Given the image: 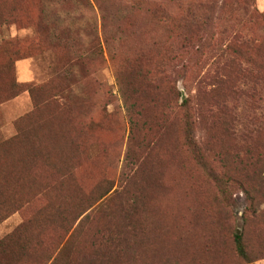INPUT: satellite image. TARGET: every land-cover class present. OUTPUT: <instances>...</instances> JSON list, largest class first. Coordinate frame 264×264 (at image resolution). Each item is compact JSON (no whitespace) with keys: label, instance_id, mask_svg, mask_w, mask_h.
Segmentation results:
<instances>
[{"label":"rangeland","instance_id":"obj_1","mask_svg":"<svg viewBox=\"0 0 264 264\" xmlns=\"http://www.w3.org/2000/svg\"><path fill=\"white\" fill-rule=\"evenodd\" d=\"M102 1L104 11L95 0H0V63L24 58L12 79L38 86L39 100L63 91L67 104L38 111L57 116L54 143L40 147L54 154L24 170V177L37 176L24 181V194L50 190L24 217L0 224V243L22 223L26 231L9 242L67 240L75 210L112 188L107 208L79 233L100 239L115 228L121 247H134L128 264H264V11L256 0ZM42 9L59 31L71 29L74 54L67 40L57 45L36 28ZM75 55L83 61L71 67ZM155 73L162 79L158 101L143 94ZM32 110L27 92L0 107V143ZM67 170L71 176L62 179ZM218 180L228 184L225 196ZM134 200L139 210L130 208ZM43 207L52 210L49 220L37 222L31 213ZM238 230L251 263L236 251Z\"/></svg>","mask_w":264,"mask_h":264},{"label":"trees","instance_id":"obj_2","mask_svg":"<svg viewBox=\"0 0 264 264\" xmlns=\"http://www.w3.org/2000/svg\"><path fill=\"white\" fill-rule=\"evenodd\" d=\"M87 1V0H80ZM102 11H104V1L95 0ZM162 14L165 11L160 10ZM4 19L5 16H1ZM104 24V34H107V21L108 18L103 12L102 14ZM39 31H47L53 40L56 39V44H61L60 39L64 38L67 40L65 45L67 51L70 54L75 53V46L71 45L69 36L71 34L70 28H64L59 31V28L49 22V15L45 9L40 11L39 20L36 27ZM60 35H63L59 38ZM38 42V41H37ZM106 44L107 40H106ZM24 60V58L17 57L15 60L9 61L8 63H0V107L15 99L20 94L27 92L33 102V110L26 115L19 117L14 121L15 134L0 143V224L11 216L19 213L24 217V210L29 205H35L46 198L47 191L50 187H45L41 191H35L32 193L24 194V181L27 183L31 180L37 179L32 173L28 177H24V170L28 175L32 168H28L29 164L33 160H39V158L45 155H53L52 150L40 149L42 145L53 144L55 141L56 132L51 130L54 126L57 116L42 117L38 111L46 105H54L57 110L61 111L67 107L66 101L63 99V91H49L39 100L36 96L38 86L28 83H16L12 79V70L15 62ZM82 57L75 55L70 59L71 67L78 66L82 62ZM119 75V70L117 72ZM159 73H155L153 76H149L147 84L144 85L143 94L148 95L151 100L158 101L163 97L162 95V79ZM264 86V71L259 75ZM118 78L120 85V93L125 100L128 102V97L125 94L124 85ZM145 92V93H144ZM59 98H61L59 100ZM184 111H188V104L185 101L182 105ZM131 112V108H128ZM40 116V117H39ZM185 137L189 147L194 150L197 148V144L193 139V122L190 116L185 115ZM38 127L42 132L38 131ZM47 130V131H46ZM58 138V137H57ZM53 150L59 151L62 147L61 144L57 143L53 146ZM71 176L70 170H67L63 175L62 179H67ZM221 185L222 193L225 196V192L228 188V184L218 180ZM112 188L107 192L103 193L98 200L89 205L86 208H77L75 215H73V221L69 229L74 228L73 233L67 239L59 243H34L26 241L24 243L9 242V239L13 235H19L26 231V227L23 223L15 229L12 235L6 237L3 242L0 243V264H128L129 261H133V254H129V251L133 248L129 245L121 247L123 243L118 241V237L115 236V228L107 227L106 234H101V238H93L90 240L82 239L79 233L86 221L91 220L96 213H101L102 210L107 208V203L112 197H108ZM246 195L251 203L255 200V193L249 187L245 190ZM100 202L99 206H96ZM137 200H134L130 205L131 209L139 210L137 207ZM254 206V205H253ZM52 210H48L45 207L37 209L31 213L35 220L45 222L50 216ZM54 216V215H52ZM65 220V219H64ZM80 220V221H79ZM79 223L75 226L76 222ZM33 223V218L28 224ZM80 234V236H79ZM123 235V234H121ZM79 236V237H78ZM235 247L238 255L246 262L251 263V259L248 255L247 248L245 246L243 235H234ZM45 250V254L40 252ZM127 252V253H126ZM130 255V256H129ZM120 256H122L120 258Z\"/></svg>","mask_w":264,"mask_h":264},{"label":"crops","instance_id":"obj_3","mask_svg":"<svg viewBox=\"0 0 264 264\" xmlns=\"http://www.w3.org/2000/svg\"><path fill=\"white\" fill-rule=\"evenodd\" d=\"M257 1V6L260 11H264V0H256Z\"/></svg>","mask_w":264,"mask_h":264},{"label":"water","instance_id":"obj_4","mask_svg":"<svg viewBox=\"0 0 264 264\" xmlns=\"http://www.w3.org/2000/svg\"><path fill=\"white\" fill-rule=\"evenodd\" d=\"M237 235H241V231L240 230L237 231Z\"/></svg>","mask_w":264,"mask_h":264}]
</instances>
